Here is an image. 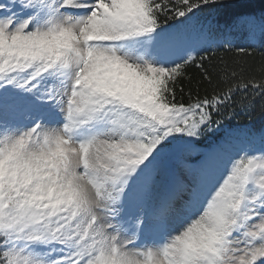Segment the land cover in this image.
<instances>
[{
    "label": "snow or ice",
    "instance_id": "1",
    "mask_svg": "<svg viewBox=\"0 0 264 264\" xmlns=\"http://www.w3.org/2000/svg\"><path fill=\"white\" fill-rule=\"evenodd\" d=\"M249 89L251 0H0V264H264V130L215 136Z\"/></svg>",
    "mask_w": 264,
    "mask_h": 264
},
{
    "label": "trees",
    "instance_id": "2",
    "mask_svg": "<svg viewBox=\"0 0 264 264\" xmlns=\"http://www.w3.org/2000/svg\"><path fill=\"white\" fill-rule=\"evenodd\" d=\"M251 5L257 12L264 8V0H251ZM225 16L224 10L209 9L205 13L200 15L201 20L222 22ZM235 45V44H234ZM243 45V44H241ZM221 54L224 53V49L219 50ZM226 59H235V53L225 57ZM260 58V50L257 51L255 59L258 61ZM249 67L254 69L256 67L255 62H250ZM199 70L195 67L188 69V74L194 79L198 78ZM219 118V117H218ZM224 127L215 133V136H223L227 132L241 131V130H264V96H257L252 89L247 92L238 93L235 96L234 104L227 110L222 117ZM213 136V139H215ZM208 141L206 140L205 143ZM173 162L170 158L166 163L169 166Z\"/></svg>",
    "mask_w": 264,
    "mask_h": 264
},
{
    "label": "rangeland",
    "instance_id": "3",
    "mask_svg": "<svg viewBox=\"0 0 264 264\" xmlns=\"http://www.w3.org/2000/svg\"><path fill=\"white\" fill-rule=\"evenodd\" d=\"M231 38L233 39L234 44L235 43L244 44V40L239 34H236V35L232 36ZM172 159L174 162H173L172 166L168 169V174L166 176L162 177V180H164L165 182L171 177L172 174H176L174 169L179 173V171H181L182 167L186 163L185 157L180 156V155L172 157Z\"/></svg>",
    "mask_w": 264,
    "mask_h": 264
}]
</instances>
